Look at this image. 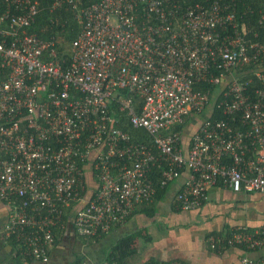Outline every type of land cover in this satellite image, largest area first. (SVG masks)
Masks as SVG:
<instances>
[{
  "label": "built area",
  "instance_id": "obj_1",
  "mask_svg": "<svg viewBox=\"0 0 264 264\" xmlns=\"http://www.w3.org/2000/svg\"><path fill=\"white\" fill-rule=\"evenodd\" d=\"M240 2L53 0L81 24L60 58L54 37L27 31L36 2L0 0L1 233L23 257L47 263L56 230L88 238L125 223L154 179L188 172L184 211L212 186L264 192V42L247 38ZM262 242L207 238L214 251Z\"/></svg>",
  "mask_w": 264,
  "mask_h": 264
},
{
  "label": "crops",
  "instance_id": "obj_2",
  "mask_svg": "<svg viewBox=\"0 0 264 264\" xmlns=\"http://www.w3.org/2000/svg\"><path fill=\"white\" fill-rule=\"evenodd\" d=\"M59 6L52 3V9ZM206 113L202 111L195 119H203ZM187 176L188 172L184 171L166 186V192L156 202L153 214H148V211L135 212L124 224L114 226L103 238L102 257L97 253L90 259L88 253V260L84 264H117L108 259L105 250L114 245L117 239L138 232L141 235L136 240V253L123 264H145L148 260L157 264H242L241 257L245 252L250 258L264 261V192H233L228 188L212 186L197 210L184 211L175 202V195ZM7 211V207L0 202V264H44L22 255L17 258L18 247H13L9 241L11 239L1 233ZM237 230L260 236L263 241L261 246L249 250L239 246L245 249L243 255H240L238 246L222 251L209 248L208 237H225L223 233L226 231L231 234ZM213 232L221 234L215 235ZM77 240L72 227L63 232L51 248L50 256L54 260L51 264L69 261L65 248L71 242L76 244Z\"/></svg>",
  "mask_w": 264,
  "mask_h": 264
},
{
  "label": "trees",
  "instance_id": "obj_3",
  "mask_svg": "<svg viewBox=\"0 0 264 264\" xmlns=\"http://www.w3.org/2000/svg\"><path fill=\"white\" fill-rule=\"evenodd\" d=\"M31 2H36L37 11L33 17V20L31 21V24L27 28V31L42 38L54 37L59 57H67L69 45L71 41L76 38L81 27L80 22H78L75 18V12L73 11L72 7L66 3H63L59 7L52 9L53 0H31ZM236 11L239 22L244 23L247 27V38L252 41L264 42V0H241L240 4L236 8ZM208 88L211 91L215 89L211 86ZM203 89L206 90L207 88L204 87ZM213 115L219 116V112H215ZM120 126L123 130L132 134V136L138 135L139 138L146 140L145 136L142 134L143 132L139 130H133L126 121L123 123L121 122ZM153 184L155 187V194L152 197V200L149 203H144L138 207L134 213L139 211H148V214L154 213V206L156 205V202L159 201V199L165 194L166 186L160 188L156 179L153 180ZM175 202L174 204H176ZM113 227H111L110 230H112ZM62 233L63 232L56 230L57 240H59V237L62 236ZM107 233L88 238H82V241L86 244H90L91 241H97L99 244H102L100 241L103 240ZM212 234L217 235L221 233L213 232ZM223 234L224 236L230 235L228 231ZM140 235L141 234L138 232L133 235L124 236L117 239L114 245L108 247V249L105 250V252L108 254V259L116 262L117 264H123L128 261V259L136 253V240ZM9 241L13 247H18L13 238ZM55 242L57 241L55 240ZM239 249L241 250L240 255H243L245 249L243 247H239ZM21 255L20 249L17 248V258L23 256ZM26 258L28 260L32 259L28 256ZM152 263L157 264V262L153 260H148L145 262V264Z\"/></svg>",
  "mask_w": 264,
  "mask_h": 264
},
{
  "label": "rangeland",
  "instance_id": "obj_4",
  "mask_svg": "<svg viewBox=\"0 0 264 264\" xmlns=\"http://www.w3.org/2000/svg\"><path fill=\"white\" fill-rule=\"evenodd\" d=\"M204 112H208V108L205 109ZM102 241L103 240H101L100 242H102ZM78 242H79V240L76 241V244L75 245H72V246H71V244L68 245V247H72V250L70 249L71 251H75V250L77 251V250H79L76 253H72V256H70L71 259L69 258V262L74 263L76 261V259L78 260V258H81L82 262H86L88 260V258H86L85 256L88 253H90V255L88 256L90 259L93 258V256H95V254L98 253V250L97 249H98V246H99V242H97V241L96 242L95 241H91V246H88V244L87 245H81ZM83 253H84L85 256H82ZM75 257H76V259H75ZM55 261H57V260H55ZM61 262H58V263L60 264Z\"/></svg>",
  "mask_w": 264,
  "mask_h": 264
},
{
  "label": "flooded vegetation",
  "instance_id": "obj_5",
  "mask_svg": "<svg viewBox=\"0 0 264 264\" xmlns=\"http://www.w3.org/2000/svg\"><path fill=\"white\" fill-rule=\"evenodd\" d=\"M74 235L78 238V240H79V242L78 243H80L81 245H87L86 243H83L82 242V237H80L79 235H77L75 232H74ZM71 244V246L72 245H75V244H73V242H71L70 243ZM90 244H91V242H90ZM90 244L88 243V246H90ZM71 249L72 250V247H68V246H66V248H65V251L67 252V255H68V257L70 258V256H72V253H76L77 251H79V250H75V251H69V250ZM101 249H102V245H101V243L99 244V246H98V254H99V256L100 257H102L100 254H101ZM68 250V251H67ZM105 252L103 251V254H104ZM82 256H85L84 255V253L82 254ZM86 257V256H85ZM71 259V258H70ZM75 259H76V257H75ZM54 262V260L51 258V256H50V259H49V261L47 262V263H44V264H51V263H53ZM63 263L64 264H84V262H82V260H81V258H78V260L76 259V261L74 262V263H71V262H69V261H63ZM62 263V264H63Z\"/></svg>",
  "mask_w": 264,
  "mask_h": 264
}]
</instances>
